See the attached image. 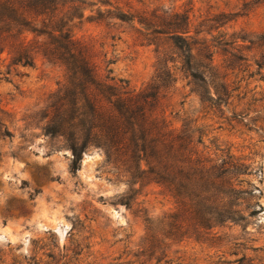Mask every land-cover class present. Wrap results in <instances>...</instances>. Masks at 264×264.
Masks as SVG:
<instances>
[{
    "label": "rangeland",
    "instance_id": "rangeland-1",
    "mask_svg": "<svg viewBox=\"0 0 264 264\" xmlns=\"http://www.w3.org/2000/svg\"><path fill=\"white\" fill-rule=\"evenodd\" d=\"M11 1L24 12V0ZM55 14L88 47L97 77L120 91L139 94L156 67L172 70L155 113L171 128H196L199 149L246 165L244 218L200 239L174 237L161 223L173 200L156 184H134L96 147L73 172L46 117L65 67L39 52L24 64L17 42L37 51L44 37L32 29L42 26L12 14L0 20V264H264V0H61ZM139 20L168 33L150 35ZM175 30L191 36L190 64Z\"/></svg>",
    "mask_w": 264,
    "mask_h": 264
},
{
    "label": "trees",
    "instance_id": "trees-1",
    "mask_svg": "<svg viewBox=\"0 0 264 264\" xmlns=\"http://www.w3.org/2000/svg\"><path fill=\"white\" fill-rule=\"evenodd\" d=\"M59 2L24 0V12H18L11 0H0V20L16 14L24 18V26L29 20L39 21L42 28L32 32L44 41L32 51L24 37V47L22 40L17 42L23 50L18 56L24 64H30L32 52H39L48 61L65 67V83L50 97L46 117L48 133L63 137L71 150V170L78 169L87 148L96 147L103 150L108 162L124 166L134 184H156L173 200L174 211L163 215L161 223L173 229L174 237L200 239L213 234L218 226L242 220L240 200L246 191L241 177L247 174L246 165L230 153L216 158L199 149L202 138H195L196 128L187 124L171 128L165 117L155 113L161 89L175 80L172 70L156 67L152 83L139 94L120 91L100 80L87 56L88 47L56 25L64 18L55 14ZM116 17L128 19L122 12ZM139 23L151 29L150 35L168 33L163 31L164 24L154 20ZM173 33L171 36L180 41L176 47L185 51V62L190 64L196 59L191 36H183L187 31ZM209 70L203 66L201 80ZM198 72L186 70L192 79ZM216 99L222 102V98Z\"/></svg>",
    "mask_w": 264,
    "mask_h": 264
}]
</instances>
